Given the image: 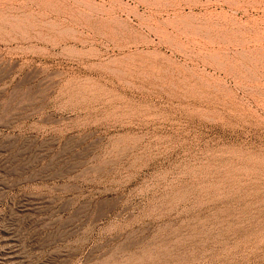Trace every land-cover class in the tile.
Masks as SVG:
<instances>
[{"label": "rangeland", "instance_id": "rangeland-1", "mask_svg": "<svg viewBox=\"0 0 264 264\" xmlns=\"http://www.w3.org/2000/svg\"><path fill=\"white\" fill-rule=\"evenodd\" d=\"M0 264H264V0H0Z\"/></svg>", "mask_w": 264, "mask_h": 264}]
</instances>
